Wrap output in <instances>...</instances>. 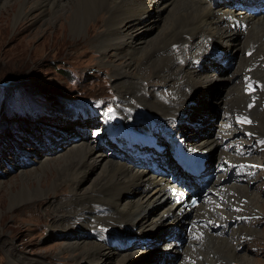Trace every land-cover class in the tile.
Instances as JSON below:
<instances>
[{"label": "bare ground", "instance_id": "bare-ground-1", "mask_svg": "<svg viewBox=\"0 0 264 264\" xmlns=\"http://www.w3.org/2000/svg\"><path fill=\"white\" fill-rule=\"evenodd\" d=\"M170 1L0 0V8L3 13L11 14L18 30L21 17L32 8L39 9V13H47L45 17L51 23L61 18L69 19L66 24H56L60 28L55 29L60 32L67 27L72 42L89 40L91 32L98 28L91 22L100 13H105L107 19L103 21L107 32L104 29V33L96 35V47L104 54L112 48L119 53L118 56L125 57V63L121 64L120 85L114 86L120 102V141L115 139L119 142L120 155L116 158L123 161H115L98 151L94 144L79 141L60 154L46 157L42 163L39 162V167L19 172L15 181L18 187L9 191L7 213L21 204L57 193V188L67 185L70 197L57 204L66 203L55 219L57 221L50 226H61L67 234H73L86 226L102 224L106 231L120 234V238L114 236L100 241L96 238L100 244L67 242L65 248L77 251L73 257H78V261L88 260L92 264L102 261L106 264H174L177 255L181 254L178 256L179 264L250 263L246 251L242 252L244 243L238 236L235 238L233 230L242 221L237 224L228 221L223 226L224 232L218 233L215 228L220 227L224 215L215 214L218 210L226 212L229 208L226 204L237 200L232 211L238 220L245 218V214L254 217V213L262 208L259 190H253L258 194L250 191L254 180L242 174L236 180V173L239 174L240 170L236 171L238 165L232 162V157L228 167L224 168L221 164L223 157L219 153L218 161L215 153L209 154L206 174L209 188L202 192L201 204L187 209L182 198L187 192L182 183L184 178L177 169L174 154L184 148L201 153L210 148L224 151L221 146L224 142L230 143L241 135L232 117L241 122L251 114L249 120L254 117L256 121L251 127L264 135V107L255 105L260 96L264 100V9L246 12L233 5L239 0H177L168 10L169 15L159 30L145 41L141 36L142 28L154 29L161 10ZM241 18L248 22L245 28L237 25ZM49 34L45 33L46 38ZM141 43L144 45L135 47ZM217 43L225 52L220 57H212ZM247 48L251 50L250 55L245 53ZM208 57L211 58L205 61ZM225 57L232 62L223 64ZM243 70L262 80L261 88L252 85V88L242 90ZM218 77L225 78L229 84L227 93L220 99V110L227 118L225 126L222 130L219 126L216 131L210 124L209 130L206 126L196 130L198 120L194 121L192 117L199 115L198 106L210 104L208 93ZM153 78H157L160 87H164L173 98L156 96L143 85V81ZM136 97L140 100L131 108H124ZM154 102L161 106L152 105ZM232 107H242L243 112L230 111ZM101 120L109 125L113 117L104 119L103 116ZM220 132L223 135L219 136ZM96 133L97 146L111 152L102 146L108 141L103 137L110 134ZM224 138L229 142L223 141ZM172 148L174 151L170 153ZM255 164L257 161L250 163ZM97 166H100V173L93 186L78 191L86 174ZM226 169L230 171L228 178L233 179L225 177ZM244 178L247 180L243 181ZM188 184L191 185L190 182ZM211 188H221V196L211 192ZM246 206L252 210L247 212ZM251 220L254 219L245 221L246 224L250 225ZM185 222L190 223L188 230ZM254 228L257 229L256 226ZM87 230L90 232L91 228ZM219 230L222 231L221 228ZM236 231L240 235V231ZM246 231L255 233L249 228ZM180 235L185 236L181 247L176 242V236ZM251 237L252 234L248 239ZM232 240L237 243L233 245ZM135 242L142 247L127 251L111 249L130 248ZM114 243L116 246H112ZM147 258L151 260L146 262Z\"/></svg>", "mask_w": 264, "mask_h": 264}, {"label": "rangeland", "instance_id": "rangeland-1", "mask_svg": "<svg viewBox=\"0 0 264 264\" xmlns=\"http://www.w3.org/2000/svg\"><path fill=\"white\" fill-rule=\"evenodd\" d=\"M176 1L171 0L165 9L161 10L154 29L142 28L141 36L145 41L159 30L164 19L169 15L168 10ZM39 11L36 8L28 10L26 15L21 17V25H19L21 28L18 30L17 23H13L11 14L3 13L0 8L2 13L0 17V102L4 100L3 107L0 104V264H92L88 260L78 261V257H73L78 252L65 248V245L71 241L100 244L98 243L100 240L96 241V237L103 239L106 231L87 232L89 226H86L78 233L67 234L66 229H62L61 226H50L53 221H57L55 219L58 214L64 210L66 203L57 204L70 197V187L58 186L60 189H56L57 193L21 204L8 213L7 202L10 196L9 191H15L19 185L15 183L19 178V172L39 167V162L42 163L46 157L60 154L79 141L94 144L98 151L109 155L115 161H123L121 158L117 159L112 152L97 146L94 129L101 124L98 118L100 115L120 113L119 96L114 86L120 85L121 64L125 63V57L118 56L119 53L112 48L107 49L104 54L96 47V35L100 32L104 33L105 21L103 20L107 19L105 13H100V16L98 15L97 19L91 22L98 27L91 32V39L72 42L69 39L67 27L59 32L56 29L60 27L55 26L59 22L66 24L65 22L69 19L61 18L60 21L51 23L45 17L47 13L43 14ZM137 26L141 28V25ZM133 29L135 28L131 30ZM47 32L50 33L48 38L45 36ZM140 45L144 44H136L135 47ZM232 66L233 64L229 67ZM142 83L156 96L173 98L169 92H165L164 87H160V81L157 78ZM212 84L208 93L210 104L205 107L197 105L200 113L192 117V120H198L196 130L204 129V126L209 130L210 124L216 128V131L219 128L222 115L220 99L227 93L229 84L223 77L216 78ZM139 98H133L124 108H131L140 100ZM152 105L160 104L154 102ZM261 110L263 111L262 108ZM79 115L84 117L80 118ZM101 117L103 116H100V119ZM108 117L114 116H104V119ZM238 122H235L236 129L242 135L247 130ZM114 136L120 139V134L116 133ZM244 137L246 138L239 143L233 144L243 151V154H237L236 158L231 155L235 165H238L239 160H247L245 150L253 137L250 134ZM103 139L107 140V136ZM110 143L114 146L118 144L113 139ZM255 145L261 149L254 154L261 156L264 160V137L256 140ZM208 152L211 155L215 153L218 161V150L210 148ZM238 168L240 170L239 165L236 171ZM99 171L100 166L89 171L79 184L78 191L85 190L90 185L93 186ZM257 174V178H252L254 183L250 191L255 193L253 191L255 188L259 190V194L258 192L255 194L260 196L262 208L258 211L261 213L255 214L257 217L251 220L253 222L250 225L243 221L244 223H236L237 226L233 227L236 232L235 238L238 236L245 245L242 252L246 251L250 258V263L245 264H264V175H261L264 174V167L259 168ZM240 175V171L239 174L236 173V179ZM253 206L252 204L251 207ZM245 209L247 212L252 210L250 207ZM255 226L257 229L254 228ZM248 228L253 229L255 233L246 231ZM236 229L240 231L241 236ZM251 234V239H248ZM232 241L233 245L237 243L236 240ZM140 247L141 245L134 243L130 248L111 247V249L127 251ZM150 260L151 258H147L146 262ZM105 262L102 261L99 264H106Z\"/></svg>", "mask_w": 264, "mask_h": 264}, {"label": "trees", "instance_id": "trees-1", "mask_svg": "<svg viewBox=\"0 0 264 264\" xmlns=\"http://www.w3.org/2000/svg\"><path fill=\"white\" fill-rule=\"evenodd\" d=\"M3 101H4V100H2V102H1V107H3Z\"/></svg>", "mask_w": 264, "mask_h": 264}, {"label": "snow or ice", "instance_id": "snow-or-ice-1", "mask_svg": "<svg viewBox=\"0 0 264 264\" xmlns=\"http://www.w3.org/2000/svg\"><path fill=\"white\" fill-rule=\"evenodd\" d=\"M109 111H111V109H109Z\"/></svg>", "mask_w": 264, "mask_h": 264}]
</instances>
